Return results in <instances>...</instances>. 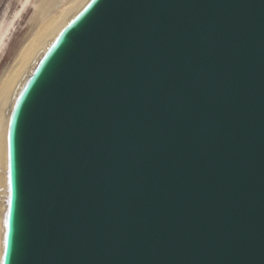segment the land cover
<instances>
[{
	"label": "water",
	"instance_id": "95a60500",
	"mask_svg": "<svg viewBox=\"0 0 264 264\" xmlns=\"http://www.w3.org/2000/svg\"><path fill=\"white\" fill-rule=\"evenodd\" d=\"M7 173L1 264H264V0H90Z\"/></svg>",
	"mask_w": 264,
	"mask_h": 264
},
{
	"label": "bare ground",
	"instance_id": "6f19581e",
	"mask_svg": "<svg viewBox=\"0 0 264 264\" xmlns=\"http://www.w3.org/2000/svg\"><path fill=\"white\" fill-rule=\"evenodd\" d=\"M89 1H22L23 8L31 6L33 9L30 18L28 17L29 21L27 20L28 31L19 41L17 48L14 49L15 52L11 59L0 68V264L3 247V214L6 209L5 196L8 193V127L11 110L17 94L38 60L49 48L60 31ZM19 12L17 13L18 15L20 14ZM9 33V26L0 29V57H2L4 51L8 48Z\"/></svg>",
	"mask_w": 264,
	"mask_h": 264
},
{
	"label": "rangeland",
	"instance_id": "374dc122",
	"mask_svg": "<svg viewBox=\"0 0 264 264\" xmlns=\"http://www.w3.org/2000/svg\"><path fill=\"white\" fill-rule=\"evenodd\" d=\"M22 1L21 0H0V29L4 28L5 26H9V32H10L9 33L10 35L9 44L7 46L8 48H6V50L2 54V57H0V68H2L11 59V57L14 55V52H15L14 49L17 48L19 41L28 31L27 22L29 21V18L31 16L33 9L31 6L30 7L27 6L23 8ZM17 11L18 12L20 11L19 15L17 14L18 13ZM13 18H14V21H13ZM12 22L13 24L11 25ZM11 26H12V29H11Z\"/></svg>",
	"mask_w": 264,
	"mask_h": 264
},
{
	"label": "snow or ice",
	"instance_id": "6c2138e0",
	"mask_svg": "<svg viewBox=\"0 0 264 264\" xmlns=\"http://www.w3.org/2000/svg\"><path fill=\"white\" fill-rule=\"evenodd\" d=\"M9 184H10V178H9ZM10 203H11V199L9 198V204H10ZM4 246H5V252L7 253V251H8V241H7V236H5Z\"/></svg>",
	"mask_w": 264,
	"mask_h": 264
}]
</instances>
